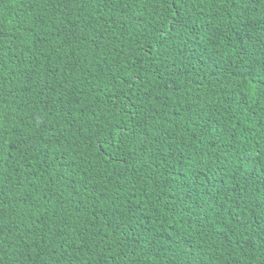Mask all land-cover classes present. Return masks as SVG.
I'll return each instance as SVG.
<instances>
[{"label": "trees", "instance_id": "obj_1", "mask_svg": "<svg viewBox=\"0 0 264 264\" xmlns=\"http://www.w3.org/2000/svg\"><path fill=\"white\" fill-rule=\"evenodd\" d=\"M0 264H264V0H0Z\"/></svg>", "mask_w": 264, "mask_h": 264}]
</instances>
